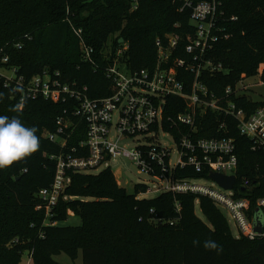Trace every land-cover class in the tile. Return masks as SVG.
Masks as SVG:
<instances>
[{
  "label": "trees",
  "instance_id": "1",
  "mask_svg": "<svg viewBox=\"0 0 264 264\" xmlns=\"http://www.w3.org/2000/svg\"><path fill=\"white\" fill-rule=\"evenodd\" d=\"M180 5L179 0H141L131 10V0H0V68H15L16 77L24 79L21 85L0 72V116H18L25 126H34L40 144L36 152L0 168V264H21L24 251L33 264H63L54 256L64 253L74 261L79 252L82 264H264V235L233 236L225 216L207 196L188 191L138 197L149 191L148 185L137 183L129 193L109 168L97 173L68 171L69 183L51 215L36 209L43 203L38 191L54 179L56 161L51 156L77 146L84 138V124L72 116L76 101L67 94L56 102L25 96L21 103L24 84L46 69L59 72L61 81L74 82L80 90L86 87L90 98L109 95L106 69L120 39L128 43L122 57L132 70L155 65V39L169 33L183 37L175 53L185 56V37L194 29L189 11H179ZM220 9L222 36L210 55L224 71L202 80L221 106L231 101L250 113L264 103L239 95L238 85L259 74L264 81V0H221ZM73 26L82 29L85 42L93 47L91 61L82 58ZM165 100L163 128L179 140L188 128L171 124L166 116L182 112L185 102L179 97ZM59 118L73 122L62 134L67 138L64 148L47 137L56 132ZM198 128L206 138L234 142L238 165L233 195L248 202L252 222L264 200V148L253 149L254 142L240 135L236 118L223 112H208ZM85 153L78 151L76 156ZM208 174L206 168L199 173L186 165L178 166L173 176L192 179ZM196 199L206 221L194 211ZM68 211L80 218L79 225H60Z\"/></svg>",
  "mask_w": 264,
  "mask_h": 264
},
{
  "label": "built area",
  "instance_id": "2",
  "mask_svg": "<svg viewBox=\"0 0 264 264\" xmlns=\"http://www.w3.org/2000/svg\"><path fill=\"white\" fill-rule=\"evenodd\" d=\"M140 1L131 0V10L136 9ZM179 1V11H189L194 29L192 33L186 34V44L182 49L184 57L176 56L175 53L183 37L169 33L164 38L155 39V65L132 70L123 60L128 43L122 40L115 51L114 61L106 69V75L111 82V93L107 96L90 98L85 93L86 87L80 90L74 82L70 85L61 81L59 72L51 74L46 69L24 84L21 103L25 96H40L56 102L62 95L67 94L76 101L72 116L84 124V138L78 141L77 146L71 147L68 153L61 152L51 156L56 161L54 179L49 187L38 191L43 203L36 206L37 210L44 209L46 217L51 215L52 207L69 183L68 171L85 172L97 169L112 159L126 158L132 161L141 171L158 179L161 191L165 192L198 190L191 179H177L173 176L178 166L183 168L193 165L199 173L206 168L209 173L235 175L238 160L234 152V142L227 138H206L199 135L198 124L200 125L208 112H223L235 117L240 135L254 142L253 149L264 148V108L248 113L231 101H225L221 106L202 80L206 74L213 75L224 71L222 63L210 55L213 44L222 36L221 0ZM72 29L79 38L82 58L91 61L93 47L85 42L82 29L74 26ZM224 37L228 38V35L224 34ZM16 46L20 47L19 44ZM2 62H7V57H3ZM11 72L12 75L6 77L10 81L15 78L23 85L24 79L16 77L15 68ZM225 93H231V88L227 87ZM166 97H179L185 102L182 112L174 117L166 116L171 124L188 128V133H181L178 148L173 135L163 128ZM57 124L56 132L49 133L47 137L64 148L67 138L62 134L66 133L64 129H69L73 122L69 118H59ZM168 135L179 155L178 161L173 165L169 158L171 146L164 143ZM67 136H70L69 133ZM127 140H135V146L125 148L124 143ZM78 151L86 153L76 156ZM201 188L229 211L240 233H246L250 239L264 235V229L261 234H255L252 230V222L247 215L248 202L234 201L231 195L222 191L205 186ZM259 203L264 206V200Z\"/></svg>",
  "mask_w": 264,
  "mask_h": 264
},
{
  "label": "rangeland",
  "instance_id": "3",
  "mask_svg": "<svg viewBox=\"0 0 264 264\" xmlns=\"http://www.w3.org/2000/svg\"><path fill=\"white\" fill-rule=\"evenodd\" d=\"M111 43H112V39H109V41H108L109 49L111 47ZM0 72L3 73L2 75H5V76L12 75V72L10 69L0 68ZM238 87L240 89L238 92L239 95L245 94V95H248L255 102L261 101L264 103V81L261 79V74L244 80L242 84L238 85ZM259 108H264V105H260L256 109H259ZM165 114H166V111H165L164 115ZM173 138H174L175 144L178 148V144L180 142V139L177 140L175 136H173ZM165 139L166 140H164V143L168 146H171L169 158H170L171 165H173L174 163H176L178 161L179 155H178L176 146L174 145V142L172 141V138L168 135V136H166ZM124 145H125V148L130 149L133 146H135V140H133V141L127 140V141H125ZM196 151L198 153H200L198 150H196ZM104 168H109L112 171V173L114 174V177L116 179L117 184L119 186L125 188L129 193L133 192L134 186L137 183H144V184L148 185L149 191L146 193L139 194L138 197L153 198L156 195H158L159 193L165 192V191H161V189L159 187L160 182L158 181V179H156L155 177H153L151 175H148L144 171H141L132 161H130L126 158H118V159L108 160L106 163L99 166L97 169L85 171V173L86 172L97 173L98 171H100ZM169 168L172 169V166H170ZM157 174L159 175L160 173L157 172ZM208 175H207V177H203V178L200 177V178H192L191 179L192 182L195 184L194 187H196V189H198V190L193 191V193H197L198 195L207 196L210 199L212 205L214 207H216L217 209H219L223 213V215L225 216L226 221L228 223V226L232 232V235L237 237L240 232H239L236 224L234 223V221L231 219L229 211L226 210V208L219 201H217L214 196L203 192L201 190L202 189L201 186H205V187H208V188L213 189V190L225 192L226 194L231 195V197L234 201H238V200L243 201V198L242 199L241 198H235L233 195V189L232 190H224L222 188V190H221L220 189L221 187L218 188V185L215 182H213L208 177ZM235 177H236V174H235ZM243 185H245V183ZM166 192H168V191H166ZM189 192H191V191H189ZM257 208L261 209V211L264 213V210H263L264 206L259 205V206H257ZM194 211L198 217H200L203 221H206L204 214H203L201 207H200V201L198 199H196L194 202ZM68 216L69 217L66 220L60 222V225L76 226V225L80 224V218L77 216H73L72 211H68ZM54 259L60 263H63V264H82V258H81L80 252L74 261H72L64 253H61L59 255H55ZM21 264H33V262L31 261L30 255L27 251H24L22 254Z\"/></svg>",
  "mask_w": 264,
  "mask_h": 264
},
{
  "label": "clouds",
  "instance_id": "4",
  "mask_svg": "<svg viewBox=\"0 0 264 264\" xmlns=\"http://www.w3.org/2000/svg\"><path fill=\"white\" fill-rule=\"evenodd\" d=\"M36 133L34 126H25L18 116H0V168L36 152L40 147Z\"/></svg>",
  "mask_w": 264,
  "mask_h": 264
},
{
  "label": "water",
  "instance_id": "5",
  "mask_svg": "<svg viewBox=\"0 0 264 264\" xmlns=\"http://www.w3.org/2000/svg\"><path fill=\"white\" fill-rule=\"evenodd\" d=\"M122 42V40L120 41ZM208 177L224 190H232L236 181L235 175H225L219 172H211ZM264 228V215L261 209L256 208L252 221V230L255 234H261Z\"/></svg>",
  "mask_w": 264,
  "mask_h": 264
}]
</instances>
